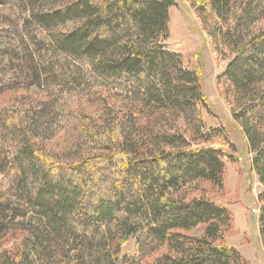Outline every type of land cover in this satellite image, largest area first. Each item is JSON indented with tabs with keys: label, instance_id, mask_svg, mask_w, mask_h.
Wrapping results in <instances>:
<instances>
[{
	"label": "trees",
	"instance_id": "obj_1",
	"mask_svg": "<svg viewBox=\"0 0 264 264\" xmlns=\"http://www.w3.org/2000/svg\"><path fill=\"white\" fill-rule=\"evenodd\" d=\"M189 1L231 54L225 71L231 116L263 188L264 245V27L258 25L264 0ZM175 6L174 0H74L29 19L38 34L23 48L31 55L29 83L39 84L43 62L60 64L68 54L75 70L69 73L94 107L82 114L83 140L55 153L40 129L38 102L0 106V264H246L224 242L230 211L203 190L193 194L201 182L222 189L223 159L231 155L210 141L227 142L224 131L200 132L197 107L210 109L198 74L164 44ZM68 21L75 26L61 39L48 35ZM3 55L0 94L14 89L1 79ZM94 86L102 89L93 93ZM15 235V246L2 247ZM131 237L136 254L122 249Z\"/></svg>",
	"mask_w": 264,
	"mask_h": 264
},
{
	"label": "rangeland",
	"instance_id": "obj_2",
	"mask_svg": "<svg viewBox=\"0 0 264 264\" xmlns=\"http://www.w3.org/2000/svg\"><path fill=\"white\" fill-rule=\"evenodd\" d=\"M71 1L74 0H0V34L11 40L5 43L0 38V51L3 50L5 56L1 68L6 71L1 79L4 83L11 81L14 86L13 90H2L0 106L12 110L30 105L28 102L32 106L38 102L40 129L44 131L47 145L55 153L69 149V143L83 140L82 114L93 111L94 106L88 103L91 96L86 95L88 91L85 85L78 87L79 81L72 73L75 72L74 67L68 66V54L65 53L66 60L60 59V64L43 62L45 65L39 66V84L29 83L32 76L26 62L31 55L24 53L23 48L28 37H38L27 23L33 15ZM174 1L176 6L169 10V35L164 44L168 50L180 55L186 69L198 74L202 93L210 109L207 111L200 105L197 107L203 119L200 132L208 135L212 129L224 131L227 142L216 138L210 141H218V147L231 155V158L223 159L225 172L222 189L201 182L193 194L203 190L214 202L225 206L232 216L231 229L224 235L225 244L236 248L246 264H264V245L258 224L259 208L263 203L259 195L263 188L251 166L253 154L248 151L243 132L231 116L232 93L225 75L231 54L226 46L209 33L212 23L205 25L189 0ZM258 25L264 27V19ZM74 26L73 22H58L48 31V35L59 40L71 32ZM20 85L28 89H19ZM93 88V93L102 89L99 86ZM179 127L186 129L183 119L179 120ZM186 134L190 136L189 130ZM199 141V144H205L203 140ZM17 237L15 235L7 239L2 247L15 246ZM122 249L136 254L135 238L131 237Z\"/></svg>",
	"mask_w": 264,
	"mask_h": 264
},
{
	"label": "bare ground",
	"instance_id": "obj_3",
	"mask_svg": "<svg viewBox=\"0 0 264 264\" xmlns=\"http://www.w3.org/2000/svg\"><path fill=\"white\" fill-rule=\"evenodd\" d=\"M253 211H255V210H253Z\"/></svg>",
	"mask_w": 264,
	"mask_h": 264
}]
</instances>
